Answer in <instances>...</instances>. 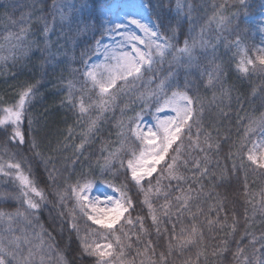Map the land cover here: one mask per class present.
<instances>
[{
    "label": "trees",
    "instance_id": "1",
    "mask_svg": "<svg viewBox=\"0 0 264 264\" xmlns=\"http://www.w3.org/2000/svg\"><path fill=\"white\" fill-rule=\"evenodd\" d=\"M112 1L110 0L111 3ZM73 2L79 3L81 0H61L65 5V15H70V5ZM162 2L163 9L158 11H161L167 22L169 9H174L176 0ZM190 3L194 8V23L189 24L187 20H183L177 26L176 18L172 16V27L177 28V32L171 43L182 47L185 39H189L190 43L195 39L194 54L199 67H193L187 73L190 82L188 94L194 98L199 97L194 107H199L200 103L204 105L203 131L211 133L213 149L207 153L208 176L194 180L193 171H189L190 163L188 168L180 167V172L187 177V182L162 179V191L167 190L169 184L172 186L169 198L173 203L175 195L182 194L177 191L178 187L187 190L189 187L199 189L203 186V195L192 202L191 212L177 213L173 208L169 216H164L160 206L165 200L162 194L158 195L156 192V179L168 157L157 166V173L151 178V192L147 191V179L143 181L144 192L131 180L127 170V159L130 158L127 150L121 153L124 167L121 168L119 163L114 165L115 176L109 172L101 174L98 161L102 163L103 157L108 154L107 151H102V148L107 147L111 151L120 147L117 139L118 122L124 121L127 124L135 113L141 112L144 105L139 99L140 93L154 89L169 71H178L179 82L184 84L186 69L183 66L177 68L173 60L174 50L165 56L163 63L154 66L153 72L146 73L143 81L136 82L135 90L120 95L115 108L101 115L93 107L87 115L81 116L78 108L67 101L68 84L72 82L74 85L75 100L82 95L80 89L86 87L88 90L83 92L85 105L92 101L99 102V89L92 90L91 85H84V61L88 63L98 53L97 41H100L107 31L93 24L86 16L82 22L69 24L65 21L62 25L59 13H56L53 22V0H0V55L7 57L5 61L0 62V109L13 106L22 90L28 86L33 87V95L25 106L23 117L27 142L17 146L9 141L8 153L0 154L4 155L5 160L12 152L16 153L17 158L22 157L23 167L30 169L37 186L43 190L47 199L38 213L39 224L52 233L56 251L63 254L66 264H96L95 257L81 255L76 233L69 228L67 211L62 208L60 210L65 211L64 230L60 231V220L55 207L56 191L63 190L68 184L75 183L82 177L94 180V184L112 183L118 188L127 185L128 195L134 204L133 209H130L131 216L134 220L137 216L143 217L144 226L148 229L140 244H137L136 235H131L132 248L125 250V258L130 264H141V261L147 264L144 256H137V249L143 251L144 242L148 240L152 241L155 249V256L152 258L158 260L163 252L167 256V264H244L237 254L238 246L244 249L243 255L249 257L252 264H259V261L264 259V249L257 243L255 247L259 250L254 253L250 243L251 236L246 234H254L257 241L264 235V208L261 207L264 203V169L250 166L246 155L247 149L252 146L261 131L257 128L254 133L249 134L247 140L243 139L249 118L258 120L264 114V70L258 60L264 53L256 47L257 39L254 37L253 27L242 22L245 11L249 17L258 13L261 0H248L250 7L247 10L240 8L238 0H190ZM234 13L240 14L239 29L236 20L223 29H218L215 22L208 24L213 15L231 17ZM151 18L157 23L155 15ZM45 22L53 28L49 33L47 45L42 35ZM202 26L205 30L201 35ZM160 32L169 38L173 36V33L166 31L164 27L160 28ZM21 35L24 39L18 40ZM237 39L240 41L239 47L236 46ZM202 41L206 42V47L201 46ZM245 48L255 67L253 70V65H248L247 74L238 72L236 68L241 59V50ZM49 51L55 54L54 57L49 55ZM84 52H87V55L82 58L81 54ZM183 63L186 65V60ZM217 65L222 69L220 82L209 86L207 73H214ZM201 72L205 73L203 77ZM149 78L152 81L150 84L147 83ZM120 83L122 82L118 81L117 85ZM155 107L153 102L144 109L141 112L142 119L151 117ZM97 116L100 118L96 131L89 136V142L85 144L82 153H77L75 146L80 144L82 132L87 130L89 121ZM32 139L37 143L35 149L31 147ZM4 140L5 138L0 136V144L4 143ZM179 143L178 141L177 144ZM183 143L185 147L181 152L185 153L184 158H187L189 141L186 137H183ZM127 144L138 148L134 137L130 136ZM242 144L244 150L239 151ZM215 145L219 147L216 148ZM176 146L174 144L173 149ZM37 152L40 155H37ZM171 154L172 150L169 156ZM192 155L202 158L204 154L197 150ZM241 162L243 167H240ZM234 163L237 165L235 171ZM50 172H53L55 182L49 179ZM17 191V186L9 178H0V194H3L0 196V210L14 212L21 207L19 201L13 198ZM145 198L152 202L157 212L159 234L153 225L147 204L143 203ZM67 204L68 208H71L73 201L69 199ZM197 206L200 211H197ZM53 217L57 219L53 221ZM217 218L220 223L209 229L207 220L215 222ZM80 223L83 229L84 220L81 219ZM193 226L202 232V238H198L199 242L173 247L171 255H168L169 244L176 245L182 239V233H190ZM125 230L138 233L139 225L128 226ZM173 234L176 240H172ZM51 264H57L55 252L52 254ZM114 264L119 262L114 261Z\"/></svg>",
    "mask_w": 264,
    "mask_h": 264
},
{
    "label": "snow or ice",
    "instance_id": "2",
    "mask_svg": "<svg viewBox=\"0 0 264 264\" xmlns=\"http://www.w3.org/2000/svg\"><path fill=\"white\" fill-rule=\"evenodd\" d=\"M238 3L242 9L247 10L250 7L248 0H238ZM64 6L61 0H53V22H55L56 13H59L62 25L65 21H68L69 24L82 22L86 16L93 24L99 28H104L108 32L114 30L119 32L120 29L126 28L127 24H131L143 33V36L137 35L135 32L120 33L125 37L124 43L131 51L120 48L109 53L107 56L108 63L103 66H89L87 61H84V85H91L92 90L99 89V102L92 101L87 106L85 105L83 92L88 90L86 87L80 89L82 95L78 100H75L73 97L74 85L69 82L67 101L73 107L78 108L81 116L87 115L93 107L101 115L115 108L119 96L135 90L136 82L143 81L145 74L153 72L154 66L163 63L165 56L172 50H174L173 60L177 68L185 67L186 75L183 85L179 82V72L169 71L166 77L159 80L154 89L140 93L139 96L144 105L141 112L154 102L156 113L170 109L174 115H166L164 118L156 115L154 116L155 123L145 125L144 129L139 126V121L142 120L141 112L135 113L127 124L124 121L118 122L117 139L120 147L111 151L107 147L102 148V151H107L108 154L103 157L102 163L98 161V166L101 174L109 172L115 176L114 165L119 163L121 168L124 167L121 153L127 150L130 153V158L127 159V170L130 172L131 180L141 192H144L143 181L147 179V191L151 192L153 188L151 178L154 173H157V166L166 161V157H168L156 179V192L158 195L162 194L165 200V203L160 206V210L164 216H169L173 208L177 213L191 212L192 202L203 195L202 185L199 189L189 187L184 190L178 187L177 191L182 194L175 195L174 203L169 198L172 186L169 184L167 190L162 191L161 189L162 179L187 182V177L180 172V167L188 168L190 163L191 168L189 171H193L194 180L208 176L207 153L213 149L211 133L203 131L204 105L200 103L199 107H194L199 101V97L194 98L188 94L190 82L187 79V73L193 67H199L197 57L194 54L195 39L193 38L191 43L189 39H185L182 47H177L171 43V39L176 38L177 32V28L172 27V16H175L177 26L183 20H187L189 24L194 23V8L190 0H176L174 9H169L170 15L167 22H165V17L161 14V11H158V9H163L162 0H139L137 4L132 6V11H126L125 7L114 5L110 0H81L79 3L73 2L70 5V15H65ZM260 7V19L258 21L249 17L245 11L242 22L264 33V0H261ZM121 15L123 21H126L127 24L115 22ZM152 15H155L157 23L151 21L150 17ZM233 20L237 21V29H239V13H234L231 17H224L222 14L213 15L209 18L208 24L215 22L218 29H223L231 24ZM161 27H164L166 31H171L173 36L169 38L162 35L160 32ZM204 30L205 28L202 26L201 35ZM52 31L53 28L45 22L42 33L45 45L49 44L48 37ZM191 32L192 29L189 30L190 37ZM17 39L22 40L24 36L21 35ZM137 42L144 47H137ZM99 43L97 41V44ZM239 45L240 41L237 39L236 46L239 47ZM201 46L206 47V42L202 41ZM105 51L107 52V49ZM261 51H264V49H261ZM49 55L54 57L55 54L49 51ZM81 55L83 58L87 55V52ZM6 59L7 57L0 55V62ZM185 60L186 65L183 63ZM258 60L262 70H264V56L258 57ZM112 61H114V64H112ZM248 65H253V70H255L254 61L247 56V49L245 48L241 50V59L236 66L237 71L247 74L249 72ZM204 75L205 73L201 72V76ZM221 75L222 69L217 65L214 73H207L208 85L215 86V83L220 82ZM118 81L122 82L119 86L117 85ZM151 82V78H149L147 83L150 84ZM32 95L33 87L28 86L19 93L17 103L0 109V136L5 138L4 143L0 144V153H8L7 143L9 141L17 146H22L27 142L26 132L23 128V117L25 106ZM121 111L123 112V109ZM221 114L224 115V113ZM99 118L100 116L91 119L87 125V130L82 132L81 142L75 146L77 153H82L85 144L89 142V136L96 131ZM193 128H195L194 134ZM257 128L261 133H264V114L258 120L249 118L243 139L247 140L249 134L254 133ZM30 131L31 122H29ZM130 136L138 142V148L128 146L127 141ZM183 137H186L189 141L187 158H184L185 153L181 152V149L185 147ZM178 141L179 144H177ZM174 144L177 146L173 149ZM31 147L33 149L37 148L35 139L31 140ZM215 147L218 148L219 145H215ZM170 150H172L171 156H169ZM197 150L204 154L202 158L192 155ZM243 150L242 144L239 151ZM3 154H0V178L7 177L17 186L18 191L13 198L19 201L21 207L14 212L0 210V264H51L53 252L56 254L57 264H66L63 254L56 251L55 238L52 233L48 232L42 224H39L38 213L47 199L43 190L37 186L30 169L26 170L23 167L24 159L22 157L17 158L16 153L12 152L5 160ZM36 154L40 155L38 152ZM246 155L250 166L255 165L258 169H264V143L260 144L259 147L256 143H253L247 149ZM241 161H243V157H241ZM236 167L237 165L234 163V171ZM240 167H243L242 162ZM53 172H55V168H53ZM53 172L49 173V179L55 182ZM94 183V180L82 177L78 178L75 183L68 184L63 190L56 191L55 207L60 220V231L63 232L64 230V210H66L69 228L76 233L81 255L95 257L96 264H114V261H118L119 264H130L125 258V250L132 248L131 235H136L137 244H140L143 242L142 237L148 233V229L144 226L143 217L137 216L135 220L132 218L130 209H133L134 204L132 198L128 195L127 185L118 188L112 183H108L113 192L119 195H106L101 199L99 196L92 198L90 195ZM245 190L248 191L247 183H245ZM0 196H3V194H0ZM69 199L73 201L71 208H68L67 204ZM143 203L147 204L153 225L156 226L157 234H159L158 215L152 202L145 198ZM261 207L264 208V203L261 204ZM61 208L64 210H60ZM197 211H200L198 206ZM52 219L55 221L57 217ZM81 219L84 220L83 229L80 223ZM218 223H220L219 218L215 222L210 219L207 220L209 229ZM133 225H139L138 233H130V230H125L128 226ZM173 229H175V226H173ZM234 230L235 223L233 224ZM246 234L251 236L250 243L253 245L254 253L259 250L255 247L257 243L260 244V248L264 249V235L257 241L254 234ZM198 238H202V232L193 226L190 233H182V239L176 245L169 244L168 255H171L173 247L198 243ZM176 239L173 234L172 240ZM243 252L244 249L238 246L237 254L244 261V264H252L251 259L244 256ZM148 253H151V255H148ZM137 256H144L147 264H167V256L163 252L160 253L158 260L152 258L155 256V249L151 240L144 242L143 251L137 249ZM141 264H144V262L141 261ZM259 264H264V259L259 261Z\"/></svg>",
    "mask_w": 264,
    "mask_h": 264
},
{
    "label": "rangeland",
    "instance_id": "3",
    "mask_svg": "<svg viewBox=\"0 0 264 264\" xmlns=\"http://www.w3.org/2000/svg\"><path fill=\"white\" fill-rule=\"evenodd\" d=\"M139 0H113L112 3L114 5H119L121 7H125L126 11H132L133 8L132 6L137 4ZM260 12H261V7L256 15H254L253 18L254 20H259L260 19ZM151 21L154 23L152 18L150 17ZM115 22L120 23L123 22L127 24L126 21H123L122 15L120 16L119 19H117ZM147 22V21H146ZM123 32H135L137 35L143 36V33L136 28V26L127 24L126 28H122L117 31H112V32H106V35L99 41L100 43L98 44V53L94 55L89 61L88 65H100L103 66L106 63H108L107 56L109 53H112L120 48H123L125 51H131V49L124 43L125 37L120 35V33ZM253 34L256 40V47L261 51V49H264V33L256 30L253 28ZM137 47L143 48V45H140L137 42ZM107 49V52L105 51ZM264 53V51H261ZM112 64H114V61H112ZM159 115L161 118H164L166 115H174V113L170 109H165L164 112L161 113H156L154 111L153 115L151 117H146L139 121V126L141 129L145 128V125H151L155 123L154 116ZM257 146L259 147L260 144L264 143V133H260L258 138L255 140ZM92 198H95L97 196L101 197L103 199L104 196L106 195H116L118 196V193L113 192L112 188H110L108 185H102V184H94L93 189L90 193Z\"/></svg>",
    "mask_w": 264,
    "mask_h": 264
}]
</instances>
